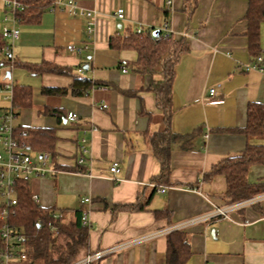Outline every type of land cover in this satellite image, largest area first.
Masks as SVG:
<instances>
[{
    "label": "crops",
    "instance_id": "0c3cea01",
    "mask_svg": "<svg viewBox=\"0 0 264 264\" xmlns=\"http://www.w3.org/2000/svg\"><path fill=\"white\" fill-rule=\"evenodd\" d=\"M12 1L0 0V41H7L2 37L3 26L19 30L11 55L25 64L70 66L74 73L105 82L76 96L70 90V75L32 72L24 64L5 71L11 83L28 85L32 91V103L18 110L15 125L53 128L56 136L53 151L59 170L28 182L34 201L42 208H54L68 222L79 216L80 199L90 198L85 204L90 221L87 244L80 257L230 203L223 196L224 175L216 173L206 180L203 174L246 146L242 132L224 128L245 125L248 103L258 102L264 108V73L246 69L253 60L245 35L246 0H195L189 16L184 0H169V4L167 0H76L82 10L96 13L93 18L69 14L66 0H59L36 23L14 20ZM117 8L123 9L122 19L114 15ZM141 27L171 32L188 43L174 64L169 127L176 134L193 137L188 148L172 143L165 184L153 179L160 163L148 140L165 128L149 88L162 78L160 68L140 74L129 65L137 58L135 50L109 45L111 35ZM70 43L82 46V52L69 51ZM260 46L264 50V22ZM3 58L0 52V64ZM121 66L127 70L121 71ZM15 68L26 69L30 79L18 81ZM43 87L66 90L61 95L44 94ZM0 94L8 105L6 91ZM46 107L57 108V114L45 113ZM71 112L76 114L73 119L67 116ZM80 156L84 163L77 165ZM114 161L117 172L109 170ZM76 165L84 170H71ZM259 180H264V164L250 166L247 173L248 182ZM133 203L142 208L120 207ZM180 230L186 233L191 250L184 264H264V199L226 218L195 222ZM165 248L166 235H161L121 247L92 264H165ZM18 264L42 263L32 262L30 249L27 260Z\"/></svg>",
    "mask_w": 264,
    "mask_h": 264
},
{
    "label": "trees",
    "instance_id": "16d2710c",
    "mask_svg": "<svg viewBox=\"0 0 264 264\" xmlns=\"http://www.w3.org/2000/svg\"><path fill=\"white\" fill-rule=\"evenodd\" d=\"M20 7L14 9L13 16L19 23H36L41 14L51 6L55 0H16ZM188 7V16L195 6V0H184ZM247 9L244 19L247 22L245 35L247 36L248 53L254 59L258 55L264 56L260 46V25L264 22V0H246ZM140 28L139 31L128 30L124 35H111L109 45L112 48L133 49L137 53L130 68L140 74H151L159 66L162 78L152 81L149 88L155 93L156 105L162 111L165 128L163 131L148 136L152 151L160 163V172L154 181L168 183L170 172V150L172 143L179 142L183 148L191 145L193 134L179 135L171 131L169 120L172 113L171 82L174 75V64L179 55L187 50L185 37L175 38L171 32ZM7 43L0 41V49ZM1 64L8 68L23 65L32 72L50 71L72 76L71 93L76 96L87 94L91 88L104 85L105 82L93 80L89 77L73 72V67L57 66L49 62L39 64H25L11 53L3 54ZM66 89L61 87H43L44 94L61 95ZM30 86L12 84L11 104L17 116L18 110L28 107L32 103ZM45 113L57 114V108L46 107ZM264 108L261 103L250 102L246 108V123L239 128H224L228 131L242 132L246 137V146L238 154L223 158L204 172L203 178L209 180L214 174H223L226 180L225 199L232 203L264 192V180L248 182L247 173L250 166L264 164ZM14 133L19 140L33 150L48 152L55 163L53 151L55 133L53 128L15 125ZM253 139H258L253 142ZM56 167L58 165L55 163ZM71 170H81L74 166ZM16 203L9 210L8 221L20 228L28 239L31 249L32 262L37 260L42 264H71L80 257L81 250L87 244V226L82 225L79 216L73 221H64L62 215L54 218V208L45 209L33 199L28 182L19 181L16 186ZM125 208H142L133 204L120 205ZM1 211V206H0ZM164 213L165 210H156ZM167 213V212H165ZM1 224V220H0ZM51 225L54 228H51ZM191 250L182 230H173L166 234L165 264H184L189 258Z\"/></svg>",
    "mask_w": 264,
    "mask_h": 264
},
{
    "label": "built area",
    "instance_id": "2783aa9c",
    "mask_svg": "<svg viewBox=\"0 0 264 264\" xmlns=\"http://www.w3.org/2000/svg\"><path fill=\"white\" fill-rule=\"evenodd\" d=\"M54 3L59 4L60 1L55 0ZM166 3L169 4L170 1L167 0ZM10 4L13 9L20 7L19 3L16 0H13ZM64 8L69 14L72 15L78 13L81 15H85L86 17L93 18L96 14L94 11H85L79 8L76 0H66V2H64ZM114 15L117 19H122L124 17L123 9L117 8L114 12ZM87 27L88 29L91 28V22H89ZM139 30L140 28L136 29V31ZM18 36L19 30L16 26H3L2 37L7 39V43L0 49V52L3 54L6 52L11 53L13 41H15ZM66 48L74 53H81L83 50L82 46L75 45L73 43L67 44ZM120 69L123 72L127 70L123 66H121ZM246 69H255L264 73V56H256L252 60V62L246 66ZM79 71H81V69H79ZM4 76V79L0 81V90L6 91L7 94L5 97L10 100V103L8 105L0 107V264H18L22 261L27 260L30 253V245L28 244V239L23 231L17 226L12 225L8 221L9 210L11 209L12 205L16 203L17 183L19 181L29 182L33 178L53 176L59 169L56 167L48 152L43 151L37 155L32 154L30 148L26 145V143L19 140L15 135L14 120L16 118V114L14 107L11 104L13 83L7 80L6 75ZM213 93L214 90L211 88L210 94L212 95ZM105 107V104L101 105V108ZM67 116L70 119H73L75 118L76 114L71 112L68 113ZM83 163V157H78L77 165H81ZM117 164L118 163L116 161L112 162L109 170L111 172H117ZM161 191H164V188H162ZM32 199L36 200V196L33 195ZM262 199H264V192L229 204L216 205L210 211L190 218L182 223L170 225L161 229H155L136 238L130 239L123 243H119L106 249L87 252L71 264H92L105 254L113 252L121 247H125L137 242H142L161 235H166L173 230L182 229L188 224H192L195 222H201L220 217L226 218L232 211L240 209L246 205L257 203ZM89 202V197H82L80 199V203L82 206L80 208V222L85 226L90 225V221L88 218L89 209L85 206V204ZM52 216L56 218L60 215H58L57 213H53ZM51 228H54V226L51 225Z\"/></svg>",
    "mask_w": 264,
    "mask_h": 264
},
{
    "label": "rangeland",
    "instance_id": "374dc122",
    "mask_svg": "<svg viewBox=\"0 0 264 264\" xmlns=\"http://www.w3.org/2000/svg\"><path fill=\"white\" fill-rule=\"evenodd\" d=\"M0 67H1V70H0V81H1L5 77L4 76L5 75V71L8 70L7 69L8 67H6V65H4V64H1ZM13 71H14L15 75H17V73L20 74V77L18 78V81H20V82H23V80H24V82H26V80L30 79V77H29L30 73L26 69L15 68V69H13ZM7 80H10V79L7 78ZM16 80H17V78H16ZM4 92L5 91L0 90V93H4ZM3 97H4L3 94H0V106L1 105L4 106L5 104H7V101L4 100Z\"/></svg>",
    "mask_w": 264,
    "mask_h": 264
},
{
    "label": "water",
    "instance_id": "95a60500",
    "mask_svg": "<svg viewBox=\"0 0 264 264\" xmlns=\"http://www.w3.org/2000/svg\"><path fill=\"white\" fill-rule=\"evenodd\" d=\"M117 27H120V23H118ZM157 32H158V29H155V30L153 31V34H156ZM85 68H87V65H85ZM6 75L8 76L9 73L7 72Z\"/></svg>",
    "mask_w": 264,
    "mask_h": 264
}]
</instances>
